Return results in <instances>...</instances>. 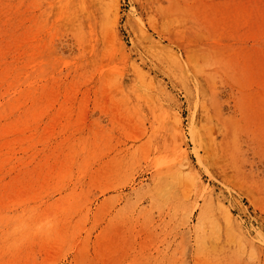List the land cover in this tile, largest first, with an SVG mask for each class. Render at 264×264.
I'll list each match as a JSON object with an SVG mask.
<instances>
[{
	"label": "rangeland",
	"instance_id": "374dc122",
	"mask_svg": "<svg viewBox=\"0 0 264 264\" xmlns=\"http://www.w3.org/2000/svg\"><path fill=\"white\" fill-rule=\"evenodd\" d=\"M257 3L0 0V264H264Z\"/></svg>",
	"mask_w": 264,
	"mask_h": 264
},
{
	"label": "bare ground",
	"instance_id": "6f19581e",
	"mask_svg": "<svg viewBox=\"0 0 264 264\" xmlns=\"http://www.w3.org/2000/svg\"><path fill=\"white\" fill-rule=\"evenodd\" d=\"M259 4H251L247 10L254 14L255 17H257V12H261L264 19V5H262V8L259 9ZM37 183V182H36ZM35 182L27 181L25 182L22 179L16 180L12 184L8 185H0V198L2 196V192H6V189H12L14 192L12 195L13 198H6L0 199V203H5L8 201L13 202H25L27 201L30 196L28 190L31 188V185H36ZM19 189H27L25 190V193L19 195L17 191H21ZM10 199V200H9ZM4 213L0 212V215ZM14 218H10L9 216H0V257L5 254L13 255L17 254V250H15V242L19 240V238L22 235H33L35 232H44L45 231V225L42 224V221L44 219L40 218H34L35 212L32 210H29L27 212L17 213L15 214ZM42 219V220H41ZM36 229H40L38 231H34ZM2 264H14L10 259L2 260Z\"/></svg>",
	"mask_w": 264,
	"mask_h": 264
}]
</instances>
